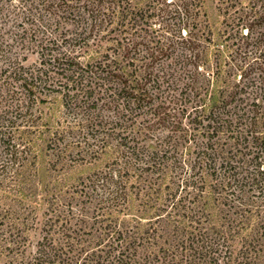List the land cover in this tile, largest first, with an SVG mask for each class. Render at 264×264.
I'll return each mask as SVG.
<instances>
[{
    "label": "trees",
    "instance_id": "trees-1",
    "mask_svg": "<svg viewBox=\"0 0 264 264\" xmlns=\"http://www.w3.org/2000/svg\"><path fill=\"white\" fill-rule=\"evenodd\" d=\"M220 11L0 0V264H264V0Z\"/></svg>",
    "mask_w": 264,
    "mask_h": 264
},
{
    "label": "rangeland",
    "instance_id": "rangeland-1",
    "mask_svg": "<svg viewBox=\"0 0 264 264\" xmlns=\"http://www.w3.org/2000/svg\"><path fill=\"white\" fill-rule=\"evenodd\" d=\"M139 4H142L145 0H137ZM223 0H205V10L207 12V22H209L212 29L215 31L222 27L223 16L220 11V5ZM36 55L30 56L32 61Z\"/></svg>",
    "mask_w": 264,
    "mask_h": 264
}]
</instances>
